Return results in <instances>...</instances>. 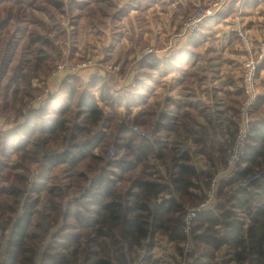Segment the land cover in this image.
Listing matches in <instances>:
<instances>
[{
    "label": "trees",
    "instance_id": "16d2710c",
    "mask_svg": "<svg viewBox=\"0 0 264 264\" xmlns=\"http://www.w3.org/2000/svg\"><path fill=\"white\" fill-rule=\"evenodd\" d=\"M67 2L0 0V112L10 123L4 127L0 122V241L8 237L1 264H33L35 259L31 263L32 258L26 256L36 253L29 247L31 240L44 244L38 264H136L152 233L167 235L176 245L185 240L181 230L184 205L204 201L207 178L212 175L196 167L190 149L163 144L161 150L156 149L155 140L158 142L169 117L150 106V88L164 75L196 63L197 50L223 12L200 23L184 47L174 53L161 57L149 52L133 57L128 61H135L131 80L121 88L119 79L107 74L111 68L119 75L116 69L110 65L108 71L103 70L98 64L108 63L100 61L68 73L54 92L36 101L44 92L46 75L59 64L90 60L82 58L76 47L69 49L67 57L51 38L52 29L54 33L60 30L59 38H65L63 20L77 25L81 9L88 3L69 0L68 5L76 7L71 16L66 12ZM232 4V14L239 4L243 6L239 0ZM196 9L191 3L179 7L175 12L182 13L179 28ZM89 12L92 15L94 9ZM57 17H61L59 22ZM33 20L42 22V32ZM47 22H55L53 28ZM85 71L89 73L85 75ZM121 72V79L130 75L126 68ZM45 73L38 94L32 82ZM225 95L226 110L237 120L232 122L234 141L244 91H227ZM125 106L138 110L129 121L134 123L117 128L116 117L107 116L106 109L118 113ZM263 110L264 97L260 96L250 113L253 119L242 159L245 166H238L233 177L220 181L213 208L199 212L194 219L192 242L197 243V252L192 264H213L223 248L239 264H264V196L257 208L250 204L247 188H237L235 194L218 201V193L223 195L222 189L232 184L233 178L246 179L257 173L256 169L260 176L251 185L264 192ZM104 119L109 122L107 128L114 129L113 147L105 145L109 143L107 132H96ZM129 125L146 131L153 128V140ZM194 141L209 163H223L230 143L221 145L214 159L208 154L206 140L195 137ZM150 158L161 161V175L156 177L157 167L146 169ZM251 210L257 218L249 222L242 213ZM72 249L74 260L72 253L68 254Z\"/></svg>",
    "mask_w": 264,
    "mask_h": 264
},
{
    "label": "crops",
    "instance_id": "0c3cea01",
    "mask_svg": "<svg viewBox=\"0 0 264 264\" xmlns=\"http://www.w3.org/2000/svg\"><path fill=\"white\" fill-rule=\"evenodd\" d=\"M80 1L83 2V0ZM84 1H87L88 3L81 9L82 17L79 19V21L88 17L89 19L93 17V20L92 22H90L91 26L86 28V30L82 27L79 29L81 31L78 30L77 41L79 42V47H81L83 50L86 49L85 39L92 36L90 33V31H92V34H94V36L92 37L96 39L97 44L100 45L99 47L109 49L105 57L103 56L101 59H99V62L104 61L110 64H115L112 66L116 69L118 74H121V71L124 68H126L128 73L132 70L135 63V61L130 63L128 61L132 60L133 57H136L134 49L138 47L137 45L138 42L141 41V38H137L135 36L131 38H123L120 32V30L122 29L120 23L123 22V18L129 17L132 12H137L140 10V8L142 10H145V6L141 7V0H118V5L115 3V0ZM149 1L155 3L153 0ZM187 1L191 0H185V3L181 6H186V4L189 3ZM133 2L136 3V6L132 5ZM240 3H243L242 8L240 7V4L239 8L237 7V10H242L241 12L243 20L241 19V14L240 20L244 27L245 25L243 21H245L246 23L247 29H245L249 33L251 44L255 52L258 46H254L251 38L253 35H257V33L259 32V35L255 36L256 42H258L264 36V0H243L240 1ZM194 5L195 4L193 2V6ZM230 5L231 3L224 11H222L223 13H218H222L220 15V19L213 23L211 34L205 38L203 45H201L200 49L197 50L198 57L196 63L193 66L184 68L181 72L166 74L158 81V83H160L161 85V113L166 114L169 117V119L164 122L165 128L161 131V144L167 146L168 148L171 146H176L179 150H185L186 148H189L191 150L193 162L196 167L199 170H208L212 175L216 174V171L218 172L222 169L223 163H220L217 160H214L212 164L209 163L207 156L200 151V145L195 143L194 138H202V136L200 135L203 134L208 135L209 138L205 143L208 154L213 155L214 159L217 157L218 148L221 145L224 147L231 143L229 140L233 139L232 122L236 119L233 117L234 114L231 113L230 110H226L228 101L225 94L227 91L235 92L238 89H242V81L240 82V79L242 78L241 60H243V57L247 53V50H244L245 48H243L242 44L237 40L235 34H226L224 32L227 22H230L232 17L234 16V14H232V7L234 5ZM244 6L245 8L249 9V11H253L254 15L259 17L260 20H258V23L262 25L259 30H254V25H248L249 23H251L249 22L251 20H246L245 15L247 13L243 10ZM114 7L117 12H120L118 13V15L115 14L116 21H114L115 26L114 30L112 31V40L111 42H109V46H104L107 45L106 41L99 39L97 35L99 33L104 34V32L106 33L107 30L100 27L99 23L101 22V19H104V17L107 16V11ZM173 7L174 8L171 10L173 12L170 15L179 17V24V21L182 18V13L176 14L175 12L179 10L180 6ZM90 8L94 9V15H91V12H89ZM147 8H149L150 10L152 9V6L148 5ZM195 8L198 7L195 6ZM163 13L169 14L168 10L164 11ZM68 17L69 15L67 16V18ZM110 20L112 21L113 19ZM179 26H176L178 30ZM84 34H87L85 38L83 37ZM79 35H81V37H79ZM189 36L177 37L184 38L179 40V43L177 45L178 47H176L175 44L173 46V43H171L169 47L167 46L165 48H162L161 57H164L167 54L174 53L180 48H183ZM107 37L108 36H106V38ZM210 38L213 39L212 42L209 41ZM237 42L240 44L241 50L243 51L242 54L236 52L235 50L236 47L239 46ZM87 57L88 55L85 58ZM87 63L97 64L96 62H92L91 60H89ZM116 65H122V69L117 68ZM109 71L111 73H114V70H111V68ZM131 77V75L126 76L128 82L131 80ZM259 77L260 79L264 77V66L259 72ZM118 88H121V86ZM155 94L149 99V101L153 98L156 99L157 95ZM262 96L264 97L263 94ZM232 97L233 99H236V95H233ZM259 97L260 96H258V98ZM153 103L150 102V106H153ZM206 112H208V114ZM203 114H207L208 118L211 120L206 121L207 118H205ZM260 115L264 117V110L260 113ZM204 122L205 124H202ZM195 127H204V129L202 131L196 130V134H193L192 138L190 136H187V138L184 139L186 133H184L182 129H190L191 131ZM227 128H229L230 130L226 131ZM191 147H196V150L198 149L200 152L199 153L197 150V154L204 157V160L207 163L205 168H199L197 166L196 162L194 161L195 154L193 153ZM150 242H152L153 246L146 251L147 256H145V261L138 262L136 264H144L147 260V257L152 254L153 250L161 248V246L166 247L163 251L167 254L165 256V259L170 260L173 258L172 256H169L168 253L174 254L172 264H176L179 260H181V257L178 254L177 256L175 255L176 244H174L172 241H169V237L167 235L152 233L147 239V245L149 247ZM221 250L216 253L215 261H217L218 254ZM161 262L165 263V261L163 260H161ZM188 264H190V260L188 261Z\"/></svg>",
    "mask_w": 264,
    "mask_h": 264
},
{
    "label": "rangeland",
    "instance_id": "374dc122",
    "mask_svg": "<svg viewBox=\"0 0 264 264\" xmlns=\"http://www.w3.org/2000/svg\"><path fill=\"white\" fill-rule=\"evenodd\" d=\"M57 1H60V0H57ZM153 1L155 3H152L149 0H141V3H140L141 7L145 6V10H142L140 8L139 11L132 12L129 17L123 18V22L120 23V26L122 28L120 30V32H121L123 38H131L133 36H135L137 38H141V41L138 42V45H137L138 47L136 49H134V53L138 57H141L142 55L149 53V52H154L158 56H161V54H162L161 49L162 48H165L167 46L169 47L171 43H173V46L175 44V46L178 47L177 45L179 43V40L184 39V38H177V36H176L180 31L183 30V29H181L179 31L178 28L176 27L178 25L179 17L171 16L170 14H172V12H173V11H171L174 8L173 6H181L182 4L185 3V0H153ZM192 1L195 4L194 6L198 7L196 9V11H198L200 8H205V7L209 6L214 0H191V1H187V2L193 4ZM68 2H69V0H68ZM68 2H67V6L64 3L63 4L66 6V12L72 16L76 12V7H73V5H68ZM77 3H78V0H77ZM115 3L118 5V0H115ZM74 5H76V1H74ZM132 5L136 6V3L133 2ZM148 5L152 6V9L149 10V8H147ZM118 10H119V8H118ZM166 10H168L169 14L163 13ZM243 10H244V12L247 13L245 15L246 20H251V21H249L251 23H249L248 25H251V26L254 25V30H259L262 26L258 23V20H260L259 17L254 15L253 11H249V9L245 8V6L243 7ZM241 11L237 10L234 13V16H238V15L240 16V14H241V19L243 20V16H242ZM119 12H117L115 10V7L108 10L107 16L104 17V19H101L102 23L101 22L99 23L100 27L107 30L106 33L105 32H104V34L99 33L97 35V37L99 39L106 41L107 45H104V46H109V44H110L109 42H111V40H112V34H113L112 31L114 30V26H115L114 21H116L115 20V18H116L115 14L118 15ZM194 13L195 12H193L191 15H193ZM68 14H65V15L67 16ZM92 15H94V14H92ZM191 15H189V16H191ZM195 17H197V15ZM60 19H61V17H57L56 22H59ZM110 19H113V20L111 21ZM92 20H93V17H91L90 19H89V17L84 18V19H81L80 21L78 20L79 21L78 24L74 25V24L68 23V19L65 18L63 20L62 25H61L62 30L65 31V36H64L65 38H59L60 36L58 34L60 33V30L57 33H54L53 29H52L53 34H52L51 38L53 41H56V43L62 47V49H63V51L67 57L69 56V49L71 47H76L79 50L80 56L82 58H85L88 55V58L92 62H96L98 64L99 59H101L103 56L105 57V55L107 54L109 49H104V48L99 47L100 45L97 44L96 39L92 37V36H94V34H92V31H90L92 36L85 39V48H86L85 50H83L81 47H79V42L77 41L78 30L81 27L86 30V28L91 26L90 22H92ZM69 21L71 22V19ZM33 23L36 24L39 31H41V32L43 31V26H41V24H42L41 21L33 20ZM47 23L52 25V28H53V25L55 22H53V23L47 22ZM243 23L245 25V28L247 29L245 21H243ZM79 31H81V30H79ZM126 31H129V32H126ZM41 35L45 36L44 33H41ZM86 35L84 34L83 37L85 38ZM257 35H259V32L257 33ZM257 35H253L251 38L253 43H254V46H259L261 44V42L264 40V36H263L258 42H256L255 36H257ZM106 36H108V37L106 38ZM79 37H81V35H79ZM212 40H213L212 38L209 39L210 42H212ZM238 45L239 46L236 47L235 50H236V52L242 54L243 51L241 50L240 44L238 43ZM103 64H104L103 66H105L107 68H110V65L111 66L115 65V64H110V63H108V65H106L105 63H103ZM116 66H117V68L122 69V65H116ZM64 72L66 73V72H68V70H64ZM100 72H103V71H100ZM46 73L41 77V79H38V80L33 79L32 84L36 90H39L38 94L42 92L43 80L45 78ZM88 73H89V71L84 72L85 75H87ZM107 74L110 76L111 79L112 78L119 79L120 84L118 85V87L123 86V85L128 83V79L126 78V76H127L126 74L124 76V79L120 78V76L122 77L123 73H121L119 75H117L115 72L113 74H111V73H107ZM132 74H133V68L130 71V75H132ZM64 77H66V75L59 76V78L53 82L51 92L55 91L56 86H58V83ZM120 80H122V81H120ZM260 80H261V84H260ZM5 84L6 83H3V85H2L3 93L6 91L5 90ZM156 87L150 88L149 95H151V94L154 95L155 92H156L155 95H157L156 99L153 98L150 100V102L151 103L154 102L153 103L154 108H156L159 112H161V85H160V83L156 84ZM262 94L264 95V77H262V79H260V77H259L258 78V96H262ZM6 100H8L7 102H9V97H7ZM31 102L29 105H31ZM137 111L138 110H136L132 106L131 107L125 106L118 113H115V111H111L107 108L106 114L109 117H114V116L116 117L117 121H115L114 126L118 128L122 123H126V122L130 123L129 121L134 119ZM206 113L208 114V112H206ZM207 114H203V116L205 118H207L206 121H209L211 119L208 118ZM2 115H3V112H0V122L2 125H4V127H8L10 125V123H9L7 117H3ZM106 123H109V122H106V120L104 119V121L96 128V132H97V134H100L102 129L105 132H107L109 134V136H108V142L109 143H105V145H107L109 147H113L114 146L112 143L113 137L111 134L114 132V129L113 128H110V129L107 128L109 126V124L106 125ZM132 123H134V122H131L130 124H132ZM202 124H205V122ZM129 126H130V128H132L131 125H129ZM203 129H204V127H202V128L201 127H198V128L195 127L191 131H190V129L189 130L182 129L183 132L186 133V136L184 137V139L187 138V136H190L192 138L193 134H196V130L202 131ZM205 129H207V128H205ZM229 130H230L229 128L226 129V131H229ZM194 131H195V133H194ZM102 134H103V136H105V133H102ZM200 136H202L203 140H207L209 138L207 134H203ZM179 138H180V135H179ZM181 138H183V137H181ZM157 141L158 142H156V140H155L154 145H155L156 149H157V147H159V149L161 150V137H159L157 139ZM229 141L231 143L227 147L231 146L234 143L233 139L229 140ZM191 148L193 150V153L195 154L194 161L196 162L197 166L199 168H205L207 163L205 162L204 157L197 154L198 149L196 150V147H191ZM186 149H189V148H186ZM198 152H199V150H198ZM109 156H110V154H109ZM120 156H121V154L118 153V157H120ZM222 166H223V164H222ZM244 166H245V163L242 161V163L239 164V169L243 168ZM153 167H157V170L155 171L156 177L158 175H161V161L159 159L157 161L156 159L150 158L148 165L146 166V169L147 168H153ZM254 172H259V171L256 169V171H254ZM216 173H217V171H216ZM214 175H211L209 178H207L208 186L210 183V179ZM164 178L166 179L167 177H164ZM241 181L242 180H240L237 176L235 178H233L232 179L233 183L231 182L232 184H229L228 186L226 185L222 189L223 195L220 196L218 193V201L226 200L230 195H233L237 192V188H243V187H241ZM208 186H205V189H207ZM247 190H248V195L251 196V203L250 204L256 208L258 206H260V203H262V198L264 196L263 190L257 189L254 186V184L251 185L249 188H247ZM219 191H220V189H219ZM186 203H188V202H186ZM189 204H192V203H189ZM242 214L244 217H246L248 219L249 222H251L252 220H255L257 218V215L253 212V210L246 212V213L243 212ZM7 238L8 237H4V238H2L1 241L6 240ZM193 239H194V235H193ZM29 243H30L29 247L31 249L35 250V252H36L35 254H27L26 255V256H29L30 258H32L31 259V263H32L34 261V259H35V261L41 259L42 253L44 252V244L42 241H37V240H31ZM192 244H193L192 250L194 251L193 254H195V252H197V248H196L197 243L192 242ZM152 246H153V244H152V242H150V247L148 245H146L144 250L147 251ZM103 248L105 250H107L106 244L103 245ZM165 248L166 247L161 246V248L154 249L152 254L150 256L148 255L149 257H147V260L144 264H172L174 254L168 253V255L172 256L173 258L170 260L165 259L166 258L165 256L167 255L166 253L163 252L165 250ZM84 249H86V246H84L81 250L83 251ZM71 253H72L71 260H74L75 256L73 254V249H72V251L71 250L68 251V254H71ZM181 253H182V247L180 245H176L175 246V255L177 256V254H178L181 257ZM37 254H39V255H37ZM145 255L147 256V253H145ZM161 260L165 261V263H162ZM192 262H193V260L190 261V264H192ZM176 264H178V262ZM213 264H239V263H237L234 260L233 255L228 254L226 252V248H223L218 254L217 261H215Z\"/></svg>",
    "mask_w": 264,
    "mask_h": 264
},
{
    "label": "built area",
    "instance_id": "2783aa9c",
    "mask_svg": "<svg viewBox=\"0 0 264 264\" xmlns=\"http://www.w3.org/2000/svg\"><path fill=\"white\" fill-rule=\"evenodd\" d=\"M233 0H214L209 6L200 8L193 15L189 16L187 20L183 22L177 37H186L192 34L195 28L207 17L214 16L224 11ZM243 1V0H239ZM197 15V17H195ZM224 32L226 34H235L237 40L242 44L244 50L247 52L243 57L241 64L242 71V88L244 91V100L240 105V118L238 128L236 131L234 143L227 147L223 158V167L219 170L210 180L208 188L205 190L204 201L194 204L192 206L185 204L186 213L183 217V223L181 230L185 235V240L180 244L182 247L181 260L178 264H188V261L193 260V233L194 219L197 214L202 211H208L213 208L217 201V192L219 190L220 181L233 177L241 163L248 146V129L249 124L252 121L250 113L254 110L255 103L258 99V78L259 67L264 63V40L257 47L254 52V48L251 44L250 36L245 27L242 25L240 16L232 17L230 22H227ZM96 64L92 63H76L71 64L69 61H65L58 65V67L52 72L46 75L44 92L37 97L36 101H40L47 93L52 89L53 82L59 78V76L67 75L78 71L83 67H91ZM103 70L108 71V68L102 64H98ZM68 70V72H64ZM122 81V80H121ZM132 129L138 134L147 137L151 141L153 140V128L151 130H142L138 127H132ZM110 156L113 155V148L109 150ZM260 176L257 172L246 179L241 181V187L249 188L253 182H256ZM8 238L0 241V264L5 258V250L7 248ZM146 251L143 250L138 258V262H144ZM137 262V263H138ZM39 260L34 261L33 264H38Z\"/></svg>",
    "mask_w": 264,
    "mask_h": 264
}]
</instances>
